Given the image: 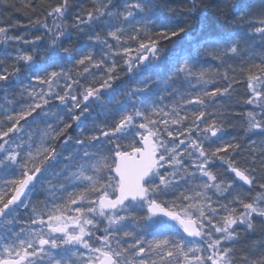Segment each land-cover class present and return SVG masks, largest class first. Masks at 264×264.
<instances>
[{"label": "snow or ice", "instance_id": "snow-or-ice-1", "mask_svg": "<svg viewBox=\"0 0 264 264\" xmlns=\"http://www.w3.org/2000/svg\"><path fill=\"white\" fill-rule=\"evenodd\" d=\"M229 4L221 31L206 0H24L47 41L0 26L32 49L0 59V264H264V0Z\"/></svg>", "mask_w": 264, "mask_h": 264}, {"label": "trees", "instance_id": "trees-1", "mask_svg": "<svg viewBox=\"0 0 264 264\" xmlns=\"http://www.w3.org/2000/svg\"><path fill=\"white\" fill-rule=\"evenodd\" d=\"M24 0H1L0 1V26H4L5 24H11L13 27L11 28L10 34L12 35H25L26 38L32 39L35 36H42L45 38V42L47 41V36L45 35V31L41 29L40 31H36L32 27L31 21L36 19V16L33 15L31 12L26 11L22 6H20ZM49 3L55 4L57 0H47ZM164 3L168 4L173 8H181L184 4L188 2V0H163ZM207 3L211 5V7L207 10L206 15H208L207 27L209 31H221V26L225 19H222L221 11L223 12L224 17L227 16L231 18L232 9L230 4L226 7V0H206ZM8 5H16L15 7H9ZM74 10L81 7L87 6V0H73ZM50 22V21H49ZM71 25L72 21L69 20L67 22ZM188 23L192 27V36L197 37L204 29L201 25L200 19H190ZM69 34L66 35L64 46L73 48V49H81L87 48L89 46V41L86 33L89 31L85 29V33H80L74 29L69 28ZM8 47V53L10 55H14L17 48H22L27 51H31V47L23 46L22 44L12 43L11 45L5 46L0 45V59H8L7 56L3 54V49ZM188 47V37H181L177 38L176 44L173 47V51L179 52L181 48ZM43 52L44 49L41 48ZM204 59L207 60L206 67L210 69H215L218 65V61H214L211 58L205 57ZM9 63L11 61L9 60ZM168 69L166 67H161L154 71L146 72L145 75L148 76H155L156 79L164 78L165 74L167 73ZM28 81L23 79L19 81L15 87H22L26 86ZM134 83L129 80L128 74L126 72L120 73V79L113 84V89L116 91L117 98L123 102L124 92L134 87ZM107 98H104L106 102ZM105 109L99 108L90 110V116L93 115L97 117L99 114V118L102 120L103 113ZM85 123H89V121H85ZM236 127H229L228 132L231 135H237L240 132L239 129V122H234ZM230 136H225L224 139L227 141Z\"/></svg>", "mask_w": 264, "mask_h": 264}, {"label": "rangeland", "instance_id": "rangeland-1", "mask_svg": "<svg viewBox=\"0 0 264 264\" xmlns=\"http://www.w3.org/2000/svg\"><path fill=\"white\" fill-rule=\"evenodd\" d=\"M95 108L96 109H99L95 105H93V109H95ZM52 111L53 112H57L58 110L57 109H53ZM93 117H94L93 115L89 116V119H88L89 123H86L89 128L93 127V125L91 123V120H92ZM78 131H79V129H76L75 124H74L73 125V129H69V134L74 136V135H76L78 133ZM62 167H63V164H60V165L57 166V169L56 170L58 171ZM21 210H23V209H21ZM176 228H177V230H179L178 229V226H176Z\"/></svg>", "mask_w": 264, "mask_h": 264}, {"label": "bare ground", "instance_id": "bare-ground-1", "mask_svg": "<svg viewBox=\"0 0 264 264\" xmlns=\"http://www.w3.org/2000/svg\"><path fill=\"white\" fill-rule=\"evenodd\" d=\"M1 1V0H0ZM222 19H225L224 15H222ZM225 23V21L223 22V24ZM253 139H258V137H253Z\"/></svg>", "mask_w": 264, "mask_h": 264}]
</instances>
